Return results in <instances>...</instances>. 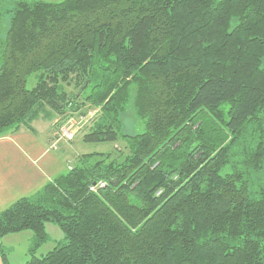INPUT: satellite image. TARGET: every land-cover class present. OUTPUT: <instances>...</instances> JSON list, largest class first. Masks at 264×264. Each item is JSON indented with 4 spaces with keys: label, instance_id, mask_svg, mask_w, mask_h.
<instances>
[{
    "label": "trees",
    "instance_id": "trees-1",
    "mask_svg": "<svg viewBox=\"0 0 264 264\" xmlns=\"http://www.w3.org/2000/svg\"><path fill=\"white\" fill-rule=\"evenodd\" d=\"M80 97L102 110L82 140L128 152L0 212V237L32 233L23 264H264V0H0V136Z\"/></svg>",
    "mask_w": 264,
    "mask_h": 264
},
{
    "label": "rangeland",
    "instance_id": "rangeland-1",
    "mask_svg": "<svg viewBox=\"0 0 264 264\" xmlns=\"http://www.w3.org/2000/svg\"><path fill=\"white\" fill-rule=\"evenodd\" d=\"M50 1V0H48ZM61 1V0H52ZM73 83V82H72ZM35 84V75L28 76L26 81L27 88L33 87ZM67 92L75 91L73 85H64ZM78 102L80 103V109L78 111L66 110L61 114L51 115L52 127L50 128L52 139L50 140L49 150H58L60 146H65L66 155L71 156L68 159L69 168L74 159L87 152H100L110 155V158H121L122 154L125 155L128 152V148L122 140L117 139L115 141H101V142H85L82 140V136L89 127L94 124L101 115V109L99 106H94L90 101H83L80 97ZM51 112V111H50ZM43 118L42 115L39 116ZM44 121L42 124L45 129L49 126L50 122ZM48 120V119H47ZM121 129L126 134H133L141 130L139 121L135 118L133 110L128 108L120 115ZM63 129L73 131L74 135L72 139L67 140L64 136L60 137ZM46 130V129H45ZM47 132V131H46ZM60 133V134H59ZM45 231L48 235V239L43 243L36 251V255L40 256L51 250L63 239V233L53 223L47 222L45 224ZM32 233L30 231H22L19 233L8 234L0 237V264L2 263L1 252H3L9 264H23L27 259L28 248L31 243Z\"/></svg>",
    "mask_w": 264,
    "mask_h": 264
},
{
    "label": "crops",
    "instance_id": "crops-1",
    "mask_svg": "<svg viewBox=\"0 0 264 264\" xmlns=\"http://www.w3.org/2000/svg\"><path fill=\"white\" fill-rule=\"evenodd\" d=\"M52 119L45 120L50 122L46 130L43 118L37 117L30 124L32 130L21 125L0 136V212L67 169L71 156L65 146L49 150Z\"/></svg>",
    "mask_w": 264,
    "mask_h": 264
},
{
    "label": "built area",
    "instance_id": "built-area-1",
    "mask_svg": "<svg viewBox=\"0 0 264 264\" xmlns=\"http://www.w3.org/2000/svg\"><path fill=\"white\" fill-rule=\"evenodd\" d=\"M73 135H74L73 131H71V130L69 131L68 129H63L60 137L64 136L67 140H69V139H72ZM98 185L103 186V183H99Z\"/></svg>",
    "mask_w": 264,
    "mask_h": 264
},
{
    "label": "bare ground",
    "instance_id": "bare-ground-1",
    "mask_svg": "<svg viewBox=\"0 0 264 264\" xmlns=\"http://www.w3.org/2000/svg\"><path fill=\"white\" fill-rule=\"evenodd\" d=\"M95 185V184H94Z\"/></svg>",
    "mask_w": 264,
    "mask_h": 264
}]
</instances>
